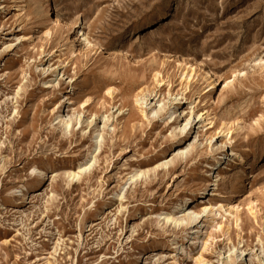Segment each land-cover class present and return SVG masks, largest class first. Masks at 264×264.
Instances as JSON below:
<instances>
[{"label":"rangeland","instance_id":"rangeland-1","mask_svg":"<svg viewBox=\"0 0 264 264\" xmlns=\"http://www.w3.org/2000/svg\"><path fill=\"white\" fill-rule=\"evenodd\" d=\"M0 264H264V0H0Z\"/></svg>","mask_w":264,"mask_h":264},{"label":"bare ground","instance_id":"bare-ground-1","mask_svg":"<svg viewBox=\"0 0 264 264\" xmlns=\"http://www.w3.org/2000/svg\"><path fill=\"white\" fill-rule=\"evenodd\" d=\"M170 6V5H169ZM50 13H52V10H50L49 11V14ZM56 21V25H59V26H61V25H63V26H66L67 27V25H64V23H63V21H62V19H61V17L60 16H57L56 17V19H55ZM84 36V35H83ZM84 42L86 43V45L88 46V47H90V48H92V49H94V46L92 45V43L87 39V38H85L84 39ZM190 68H187L188 69V71L191 73V76H190V79H194V78H192L194 75H196V70H197V68H199V69H201V71L203 70V68H200V66H197L196 64H190V66H189ZM208 76H210L212 73L211 72H207V71H204ZM199 75V74H198ZM212 76V75H211ZM213 77V76H212ZM210 78V77H209ZM158 79V78H157ZM65 98H63V99H61L60 100V104H59V106H58V108L59 109H61L62 107H63V104L65 103ZM175 101L177 100V99H174ZM155 114H156V112H155ZM189 114V113H188ZM207 114H205V115H201L200 117L201 118H204V116H206ZM60 117V116H59ZM60 119V118H59ZM60 121V120H59ZM194 121H195V119H194ZM207 121L208 122H210V126L212 127V125H213V119L212 118H210L209 117V115L207 116ZM62 123H64L66 126H67V128H70L71 126H72V120H69V121H65V120H62ZM193 124H194V122H193V120H192V115H191V117L188 119V121L184 124V125H182L181 126V128H180V132L181 133H186L187 131L189 132V131H191L192 130V126H193ZM223 131H221V133H222ZM99 135V134H98ZM222 149H225L226 148V145H222V147H221ZM234 154V156H236V157H238V158H240V160H241V163L243 164V165H246V163H245V161H244V159L242 158V156L239 154V153H233ZM221 161H226V163H225V165L228 163V158H227V155H225L222 159H220L219 161H217L215 164H213L212 166H213V170H215L217 167H220L223 163H221ZM90 164V163H89ZM170 164V162H164V163H161L157 168H167L168 167V165ZM93 167V166H92ZM223 167V166H222ZM90 169H91V167H89V165H87V166H85V167H81L80 169H79V171H78V173H72L71 174V176H72V178L73 179H78L83 173H85V172H87L88 170L90 171ZM38 170L37 169H34L33 170V173H34V175H36V174H38ZM217 172V171H216ZM144 175H146V173L145 172H142V173H137V174H134L131 178H130V180L131 181H135L137 178H142ZM215 175H216V173H215ZM221 175L220 174H218V175H216V177H214L215 178V180L214 181H212L211 183H213L212 185H210V186H214L215 187V191L214 192H218L219 193V197H221V196H223V192H224V190L225 189H222V191H218L219 189H218V186H219V182L221 181ZM47 179V176L46 175H44V179L40 182V183H38V185H36V186H38L39 187V189L45 184V180ZM242 184H244V185H246V184H248V182H244V183H242ZM250 184V183H249ZM227 189V188H226ZM20 191V190H19ZM28 191V190H27ZM209 196V195H208ZM191 199H189L188 201H187V203H190L191 201H190ZM229 206V205H228ZM182 208V207H181ZM187 208V206L184 208H182V210H180L181 211V213L183 212H185L184 210ZM190 208V207H189ZM222 210H224V211H226L227 213H230L231 215H234V213L235 212H238V210H239V208H237L235 205H234V207H231V208H228L227 209V206L226 205H224L223 203H218V204H216V205H212V204H208V205H205V206H203L202 208H200V210L198 209V210H189V213L188 214H185L184 213V216L183 217H176V216H166L165 217V221L167 222V223H172V224H174L175 226H183L185 223L188 225V226H194V227H192V231H194L192 234H197V239L198 240H202L203 239V234H204V229H205V223H207L208 222V224H215V222H216V217L218 216V214H219V212L220 211H222ZM179 212V211H178ZM239 212H241L240 210H239ZM218 213V214H217ZM203 215H205L204 217H203ZM227 215V214H226ZM161 216H163V215H161ZM235 216V215H234ZM233 216V217H234ZM232 217V216H231ZM204 218H206V221H203L204 220ZM225 218V217H224ZM240 218V217H239ZM234 219V218H233ZM240 221V220H239ZM207 224V225H208ZM196 226H200V228L197 230L195 227ZM208 237V236H207ZM206 240V239H205ZM199 243V242H198ZM183 250V249H182ZM185 250V249H184ZM185 252V251H184Z\"/></svg>","mask_w":264,"mask_h":264}]
</instances>
